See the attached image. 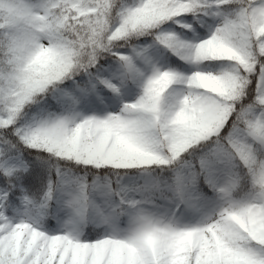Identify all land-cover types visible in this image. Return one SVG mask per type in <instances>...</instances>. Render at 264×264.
Returning a JSON list of instances; mask_svg holds the SVG:
<instances>
[{
  "label": "snow or ice",
  "instance_id": "1",
  "mask_svg": "<svg viewBox=\"0 0 264 264\" xmlns=\"http://www.w3.org/2000/svg\"><path fill=\"white\" fill-rule=\"evenodd\" d=\"M0 264H264V0H0Z\"/></svg>",
  "mask_w": 264,
  "mask_h": 264
}]
</instances>
